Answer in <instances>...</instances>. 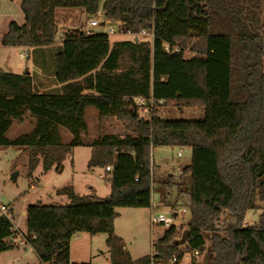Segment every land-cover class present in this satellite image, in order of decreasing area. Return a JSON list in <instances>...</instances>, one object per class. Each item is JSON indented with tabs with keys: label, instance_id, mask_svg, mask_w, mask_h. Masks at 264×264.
Segmentation results:
<instances>
[{
	"label": "trees",
	"instance_id": "obj_1",
	"mask_svg": "<svg viewBox=\"0 0 264 264\" xmlns=\"http://www.w3.org/2000/svg\"><path fill=\"white\" fill-rule=\"evenodd\" d=\"M61 7L80 9L87 20L100 11L120 21L119 30L146 29L152 38L111 41L77 26L57 43ZM20 9L23 22L10 21L1 44L35 50L39 72L0 68V146L22 148L29 172L60 168L80 145L90 148L89 165L111 166L105 197L65 185L56 193L68 202L26 206L25 236L40 264H89L70 260L77 232H106L110 264H166L173 256L179 264L195 250L207 252V264H264V0H20ZM47 74L55 86L43 89ZM138 96L153 100L147 117ZM159 104L198 107L203 116L163 119ZM87 107L99 120L117 119L121 132L86 141ZM25 116L32 127L9 137ZM160 145L190 148L177 176L151 172V148ZM151 192L158 205L187 207L189 216L182 230L164 228L153 255L133 259L114 232L115 209L149 207ZM251 209L261 210L257 221L243 225ZM14 232L0 216V252L17 247Z\"/></svg>",
	"mask_w": 264,
	"mask_h": 264
},
{
	"label": "rangeland",
	"instance_id": "obj_2",
	"mask_svg": "<svg viewBox=\"0 0 264 264\" xmlns=\"http://www.w3.org/2000/svg\"><path fill=\"white\" fill-rule=\"evenodd\" d=\"M72 8H57L58 29H68L71 27H81L87 31H107L109 26L115 28V32L108 33L110 39H140L150 40V33L145 35L125 34L119 31L117 24L105 23L104 25L89 26L87 19L82 13L69 12ZM23 17L20 9V0H0V68L10 72L35 71L33 64L35 50L26 46H4L1 44V37L7 30L10 21H19ZM92 17L104 19L102 12H98ZM90 17V18H92ZM89 18V19H90ZM106 21V19H105ZM66 26V27H65ZM29 51V57H21L20 52ZM37 53V52H36ZM39 54V52H38ZM188 49L185 56H190ZM48 75V74H47ZM50 75H48L49 81ZM202 110L198 107L183 106L175 104H159L158 112L163 119H199L203 116ZM140 114L145 117L147 113ZM86 121L88 131L84 136L86 141H90L97 134L102 132L120 133L121 122L115 118H105L99 120L96 110L93 107L86 108ZM32 127V119L25 116L21 122L15 121L10 127L7 135H14L28 131ZM67 139V135H63ZM181 149V155L177 151ZM90 148L86 145L73 147L71 152L62 161L60 168H52L45 177L41 165L34 171L28 170V155L22 148L16 146H0V202L9 204L15 216V223L25 229V217L20 210L28 204L41 201L44 204H64L68 198L63 194H52L51 199L45 197V191H54L57 187L74 185L78 194L97 192L98 195L107 196L108 181L105 169L98 165H89ZM191 150L189 147L177 146H154L151 148V166L162 175L168 173L178 174V168L190 162ZM106 176V177H105ZM36 180L42 181L45 190L36 185ZM31 184H35L31 187ZM96 191H95V190ZM186 202V201H185ZM171 206L160 204L154 211L167 212ZM177 208V207H176ZM180 207L178 206L177 209ZM114 219L115 231L123 240L129 255L135 259L151 252L152 240H156L163 233L164 226L160 223L151 224L150 207H119L116 208ZM260 209H251L246 213L243 225H252L257 221ZM189 213L177 215L175 223L179 229H184ZM225 217L221 215L217 221V228L223 230L225 227ZM79 239L72 240L71 260L83 261L89 264H110L109 250L106 245V232L95 234L85 233ZM209 244V233L206 236ZM20 245H17L19 247ZM11 248L0 252V264H40L34 252L20 248ZM194 255L195 264H207V252L199 254L186 252L180 264H191V257Z\"/></svg>",
	"mask_w": 264,
	"mask_h": 264
},
{
	"label": "built area",
	"instance_id": "obj_3",
	"mask_svg": "<svg viewBox=\"0 0 264 264\" xmlns=\"http://www.w3.org/2000/svg\"><path fill=\"white\" fill-rule=\"evenodd\" d=\"M100 12V11H98ZM105 23L108 24H112L111 21L106 20L105 19H101V18H97V17H92L90 19L87 20V24L89 26H97V25H104ZM115 24H117V28L118 25L121 24L120 21H115ZM87 31V30H85ZM122 33H125L122 30H119ZM106 33H112L115 32V28L112 26H109L107 28V31H104ZM149 34L150 33V38H152V32H150L149 30L143 29L141 30V32L139 33V35H145V34ZM125 34H130L125 33ZM133 35V34H132ZM137 36V35H135ZM148 40V39H146ZM19 55L21 57H27L28 56V52L26 50L22 51L19 53ZM135 103L139 109V112L142 113H147L152 109L153 107V100L149 99L148 101H146L143 97H135ZM177 155H181V149L177 151ZM152 168V166H151ZM111 166L107 165L105 166V170H110ZM152 172V169H151ZM180 172V171H179ZM158 206L157 203V196L155 195V193L151 192L150 194V210H151V215H150V222L151 224H162L165 228L169 227L170 225H175L176 228H178V226L175 223V218L177 215H181L184 213H189V210L187 207H180L179 209L177 208H169L167 212L164 211H154V208ZM14 211L12 209V207L9 204H5L0 202V216L5 217L6 219H8L11 224H12V228L14 229V234L10 237V240L15 244V245H25L28 244L26 236H25V232H23L19 226L15 223V216H14ZM153 243V242H152ZM155 252L153 251L152 248V244H151V252L149 253L150 255H153ZM189 253V252H188ZM186 254V253H185ZM184 254V255H185ZM193 254H197V251H193ZM184 257V256H183ZM176 257L173 256L171 257V259L168 260V262L166 264H174L176 262Z\"/></svg>",
	"mask_w": 264,
	"mask_h": 264
},
{
	"label": "crops",
	"instance_id": "obj_4",
	"mask_svg": "<svg viewBox=\"0 0 264 264\" xmlns=\"http://www.w3.org/2000/svg\"><path fill=\"white\" fill-rule=\"evenodd\" d=\"M69 12H79V13H82V10H80V9H76V8H72L71 9V11L69 10ZM56 19H57V17H56ZM23 17H22V19L21 20H19V21H16L18 24H21L22 22H23ZM66 27V26H65ZM85 30V29H84ZM65 31V29L63 28V29H61V30H57V35H56V42L57 43H59L60 41H61V39H62V34H63V32ZM96 32H104V30L102 29V30H100V31H96ZM110 38V37H109ZM120 38H116V39H110L111 41H113V40H119ZM26 50V49H25ZM27 52H28V56L27 57H29V51L28 50H26ZM35 70L37 71V72H39V70L37 69V68H35ZM49 79H50V77H49ZM42 81H43V89L44 88H50V87H53V86H55V84L53 83V82H51V84H49V81H48V76H45V75H43V77H42ZM202 110V109H201ZM202 112V114H203V111H201ZM158 115H160V113L158 112ZM40 165H38L36 168H35V170L39 167ZM181 167L182 166H180L179 168H178V174H179V171H180V169H181ZM103 169V168H102ZM152 169V173L154 174V175H156V176H161L162 174H160V172H156L153 168H151ZM34 170V171H35ZM48 171H50V170H48ZM48 171H46V172H44V174H45V177L47 176L46 174H47V172ZM178 174H175L176 176L178 175ZM106 177V176H105ZM106 179H107V181H108V179H109V175H107V177H106ZM36 185H38V186H40V187H42V189L41 190H45V189H47V187L46 186H44V184H43V180L42 181H39V180H36ZM108 190H107V193H109V191H110V184H109V181H108ZM35 186V184H31V187H34ZM72 187H73V190H74V192L75 193H77V191H76V188H75V186L74 185H72ZM58 188H60V187H57L56 189H58ZM56 189L54 190V191H51V190H47V191H45V197L47 198V199H51L52 198V194H56ZM95 190V189H94ZM96 191V190H95ZM93 193H95V194H97V192H93ZM61 195V194H60ZM98 195V194H97ZM108 195V194H107ZM155 195L156 196H158L156 193H155ZM98 196H100V195H98ZM102 197V196H101ZM25 208L26 207H22L21 208V210H20V213H21V215H23L24 217H25ZM246 216V215H245ZM115 219V218H114ZM245 219V218H244ZM113 225H114V221H113ZM20 229L23 231V232H25V229H23L21 226H20ZM114 231H115V228H114ZM86 232H77V233H75L74 235H73V237L71 238V240H70V244H69V257H70V260H71V246H72V240H76V239H79L82 235L83 236H86V234H85ZM116 233V232H115ZM117 234V233H116ZM118 235V234H117ZM154 240H152V242H153ZM20 247H22L24 250H30L31 252H33L32 251V248H31V246L29 245V244H25V245H22V246H19V247H17V248H20ZM183 259V258H182ZM182 259H181V261H182ZM72 261V260H71ZM181 261L179 262V264L181 263Z\"/></svg>",
	"mask_w": 264,
	"mask_h": 264
},
{
	"label": "water",
	"instance_id": "obj_5",
	"mask_svg": "<svg viewBox=\"0 0 264 264\" xmlns=\"http://www.w3.org/2000/svg\"><path fill=\"white\" fill-rule=\"evenodd\" d=\"M134 41L137 42L138 41V38L135 37L134 38ZM33 88H34L35 91H38V87H37V85L35 83H33ZM187 232H188L187 230H184V232H183V239L186 236Z\"/></svg>",
	"mask_w": 264,
	"mask_h": 264
}]
</instances>
